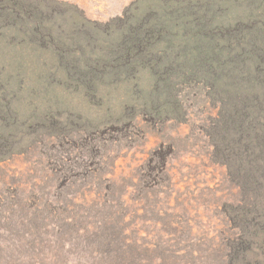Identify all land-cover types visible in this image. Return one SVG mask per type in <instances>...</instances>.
Here are the masks:
<instances>
[{
    "label": "rangeland",
    "instance_id": "1",
    "mask_svg": "<svg viewBox=\"0 0 264 264\" xmlns=\"http://www.w3.org/2000/svg\"><path fill=\"white\" fill-rule=\"evenodd\" d=\"M262 90L264 0H0V264H231L214 144Z\"/></svg>",
    "mask_w": 264,
    "mask_h": 264
},
{
    "label": "trees",
    "instance_id": "2",
    "mask_svg": "<svg viewBox=\"0 0 264 264\" xmlns=\"http://www.w3.org/2000/svg\"><path fill=\"white\" fill-rule=\"evenodd\" d=\"M223 32L224 29H217L213 35L219 37ZM136 41L137 37L131 36L125 40L129 49L116 56L114 61L134 60L138 55L133 49ZM201 52L200 62L206 67L213 60V55L207 51ZM146 58L141 57L137 61H150V58ZM161 62V58L156 60V63ZM112 63L115 62L104 64L105 69L112 67ZM168 63L169 67H163L159 72L161 77L177 65ZM231 100L228 115L218 132L219 142L214 144L216 161L225 166L227 175L239 185L240 204L228 218L238 228L237 237L230 243L229 260L231 264H250V256L252 260L254 258V264H264V90L261 95L234 93Z\"/></svg>",
    "mask_w": 264,
    "mask_h": 264
}]
</instances>
